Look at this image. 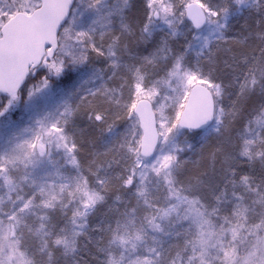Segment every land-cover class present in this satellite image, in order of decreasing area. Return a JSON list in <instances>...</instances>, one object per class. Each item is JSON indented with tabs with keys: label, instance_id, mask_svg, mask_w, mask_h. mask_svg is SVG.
I'll return each instance as SVG.
<instances>
[{
	"label": "snow or ice",
	"instance_id": "1",
	"mask_svg": "<svg viewBox=\"0 0 264 264\" xmlns=\"http://www.w3.org/2000/svg\"><path fill=\"white\" fill-rule=\"evenodd\" d=\"M0 264H264V0H0Z\"/></svg>",
	"mask_w": 264,
	"mask_h": 264
}]
</instances>
